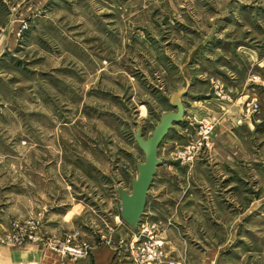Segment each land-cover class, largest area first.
Returning <instances> with one entry per match:
<instances>
[{"label":"rangeland","instance_id":"1","mask_svg":"<svg viewBox=\"0 0 264 264\" xmlns=\"http://www.w3.org/2000/svg\"><path fill=\"white\" fill-rule=\"evenodd\" d=\"M195 46L184 117L158 146L149 197L163 181L168 191L211 187L217 229L178 237L207 233L217 264H264V0H0V246L64 258L98 227L110 239L117 186L130 192L144 161L134 134L141 126L148 138L175 111L167 97ZM201 121L210 146L178 160L205 144ZM29 220L36 240L23 231Z\"/></svg>","mask_w":264,"mask_h":264},{"label":"crops","instance_id":"2","mask_svg":"<svg viewBox=\"0 0 264 264\" xmlns=\"http://www.w3.org/2000/svg\"><path fill=\"white\" fill-rule=\"evenodd\" d=\"M196 113L199 112L196 111ZM203 166L207 167L206 165ZM202 177L204 178L203 175H201V179ZM153 184H155L154 178L147 193L143 215H145L146 220L151 218L163 222V232L159 235L166 242L167 259L172 260L175 264H217L216 240L212 249L211 239L208 243L204 242L208 239L207 233L205 237L196 240L179 238L176 233L178 231L204 233L217 229L219 213L217 191H212L211 187L201 188L199 193L192 191L186 193V188L184 191H168L164 189L167 181H163L161 192H155L154 197L150 199L149 195ZM118 210L120 211V206ZM174 215L175 220L171 219ZM64 224L62 222V226ZM71 224L66 222L65 226L69 227ZM98 228L92 230L91 234H85L90 249L89 255L85 258L75 260V257L71 258L72 256L68 254L64 258L57 254L45 256L41 253V245H39L40 247L35 246L36 248L33 249L0 246V264H133L126 258L124 252L126 242L123 241V238L128 235L130 238V233L133 232L132 228L126 223H114L113 234L110 239L101 241L94 233L95 231L98 232ZM201 247H206V249H200ZM195 248H199L200 252L195 251Z\"/></svg>","mask_w":264,"mask_h":264},{"label":"water","instance_id":"3","mask_svg":"<svg viewBox=\"0 0 264 264\" xmlns=\"http://www.w3.org/2000/svg\"><path fill=\"white\" fill-rule=\"evenodd\" d=\"M197 47L195 46L188 51L178 66L183 78L182 86L167 97V101L175 111L170 110L161 114L158 117L159 123L155 125L148 138H143L141 126L138 127L137 132L134 134L135 140L144 154V161L136 162L137 175L131 180L130 192H127L121 185H118L116 189L117 198L120 202L119 215L132 229H136L141 220L146 206L148 190L151 187L157 167L160 165V159L157 156L158 146L173 124L183 120L184 107L182 97L190 86L188 65Z\"/></svg>","mask_w":264,"mask_h":264},{"label":"built area","instance_id":"4","mask_svg":"<svg viewBox=\"0 0 264 264\" xmlns=\"http://www.w3.org/2000/svg\"><path fill=\"white\" fill-rule=\"evenodd\" d=\"M201 123H203L201 121ZM210 124H204L200 126V131L202 138L204 139L205 144L202 140H194V143L191 146L184 147L178 151V160L186 162L191 158L197 156L199 153L204 152L205 148L210 146L209 135L207 134L210 129ZM207 134V135H206ZM198 150L201 151L198 153L193 152L191 156H186V150ZM182 158V159H181ZM116 223H122V220L119 215L115 216ZM38 222L33 220L27 221L25 224V234L28 239L36 240L38 235L33 233L30 228L34 227ZM156 224L149 221H141L138 223L136 230L131 236V240L125 245L127 251L126 258L129 262L133 264H175L172 260L167 259L166 252V242L165 240L157 234ZM78 236L77 232L70 234L67 237L68 241L73 240ZM105 237L102 236V239ZM68 245L64 249L68 255L72 257H83L89 253V247L85 244L74 245L72 243H67ZM166 261V262H165Z\"/></svg>","mask_w":264,"mask_h":264},{"label":"bare ground","instance_id":"5","mask_svg":"<svg viewBox=\"0 0 264 264\" xmlns=\"http://www.w3.org/2000/svg\"><path fill=\"white\" fill-rule=\"evenodd\" d=\"M199 150H200V149H198V150L187 149V150H186V156H191V155L193 154L194 151L199 152ZM181 159H182V158H181Z\"/></svg>","mask_w":264,"mask_h":264}]
</instances>
